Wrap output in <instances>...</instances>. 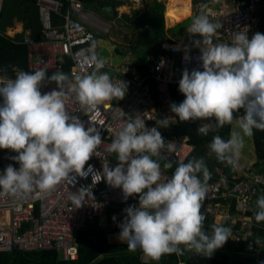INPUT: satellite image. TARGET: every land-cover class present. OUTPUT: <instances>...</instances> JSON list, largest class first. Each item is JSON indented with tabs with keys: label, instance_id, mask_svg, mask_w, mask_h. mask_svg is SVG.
<instances>
[{
	"label": "clouds",
	"instance_id": "1",
	"mask_svg": "<svg viewBox=\"0 0 264 264\" xmlns=\"http://www.w3.org/2000/svg\"><path fill=\"white\" fill-rule=\"evenodd\" d=\"M220 27L206 14L193 18L188 31L200 37L192 46L199 49L202 70L182 72L178 91L185 98L169 108L183 122L214 120L200 123L197 132L205 136L235 121L238 130L233 129L227 140L216 135L209 144L219 161L235 168L245 138L254 129L264 131V34L257 32L249 39L245 28L233 33L231 44L214 43ZM92 63V73L78 75L71 83L64 73L54 72L47 80L56 88L43 94L45 68L19 71L14 78L0 74V149L16 153L12 159L19 165H8L0 175V196L21 199L35 189L48 192L91 173L93 185L103 179L120 188L125 200L138 196V207L125 208L118 225V238L127 242L130 251L139 248L153 261L183 255L185 250L210 257L230 238V229L214 225L211 237L204 231L206 217L201 208L210 174L203 158L181 161L170 178H162L161 164L154 157L163 158L165 150H175V142H166L159 130L168 126V117L150 128L139 117L130 119L108 146L117 165L110 168L105 162L99 174L90 165L85 171L93 156L100 157L97 149L102 140L95 127H85L78 116L68 114V93H74L85 110H92L113 99L122 100L127 92L126 82H113L100 71L103 60ZM241 110L243 114L237 116ZM163 167L169 169L172 164ZM69 199L74 208H80L93 200L91 186L79 188ZM255 220L264 221V195L256 200Z\"/></svg>",
	"mask_w": 264,
	"mask_h": 264
},
{
	"label": "built area",
	"instance_id": "2",
	"mask_svg": "<svg viewBox=\"0 0 264 264\" xmlns=\"http://www.w3.org/2000/svg\"><path fill=\"white\" fill-rule=\"evenodd\" d=\"M211 3L220 2L219 10L208 11L203 3L196 5L197 12H206L210 21L221 25L217 29L214 41L224 40L231 44L234 32L247 31L249 39L259 32L258 16L255 14V4L258 0L245 2H230L208 0ZM66 9L63 12L62 0H37L42 32L45 39L41 41L25 37L23 44L27 47L28 68L26 72H34L41 68L47 69L46 76L54 72H62L68 77V82L75 77L90 74L95 70L93 59L100 60L96 47L92 44L95 35L86 25L82 13L83 6L78 0H64ZM53 15L61 19V23H52ZM246 28V29H245ZM264 34V33H262ZM199 36L191 35V41L199 40ZM160 49L163 54L155 57L149 55L148 60L154 61L143 73L132 62L115 68L104 63L100 71L115 69L119 74L127 76L133 86L123 103H103L96 109L85 110L69 92L66 100V110L70 116H78L85 127H95L101 136L102 143L97 151L100 157L93 156L85 165H89L97 174L103 171V163L114 168L118 161L115 153L108 152V146L115 138L116 133L130 119L139 117L147 127H153L157 120L168 117V124L177 122V117L171 113L169 106L173 103L170 94L171 86H178L182 72L187 69L202 70L199 61V49L185 46L182 43L164 40ZM189 59L185 60L184 57ZM178 58V61L174 60ZM20 70L14 69L5 73L14 78ZM152 79L155 88L148 83ZM56 88L54 82L49 83L47 78L41 85V92L47 93ZM118 109L125 115L121 116ZM243 110L239 113L242 115ZM212 120L210 123H214ZM165 141H174L175 150L164 151L163 158H156L162 163H171L176 168L178 163H187L194 147L186 137L167 136L164 127L159 128ZM219 129L213 132L218 134ZM209 132V133H210ZM212 154L211 150L208 155ZM4 157V154H1ZM264 168V160L262 166ZM162 178L167 180L173 171L162 169ZM234 174L227 176L225 171L216 167L209 172L207 192L202 204L201 213L205 215L204 229L208 219L226 223L231 221L230 238L227 240L232 248H243V252L252 256L256 264L264 262V238L255 236L253 227L256 225L250 217L256 211V200L264 195V172L251 166L235 167ZM1 175V174H0ZM74 175V174H72ZM90 187L93 200L80 208H74L69 199L70 195L81 187ZM136 196L124 199L120 188L109 186L105 180L92 184V174L87 177H76L72 184L65 181L53 190L41 192L35 189L26 197L17 199L12 196H0V253L19 251H55L64 262H76L79 258V243L75 233L89 224H96L105 228L108 224L107 208L111 204L130 202ZM223 212H222V211ZM238 224L237 230H232ZM256 237L261 238L260 240Z\"/></svg>",
	"mask_w": 264,
	"mask_h": 264
},
{
	"label": "trees",
	"instance_id": "3",
	"mask_svg": "<svg viewBox=\"0 0 264 264\" xmlns=\"http://www.w3.org/2000/svg\"><path fill=\"white\" fill-rule=\"evenodd\" d=\"M78 1L83 7L91 8L97 12L111 11L112 17L116 19L117 9L124 5V2L115 0ZM200 1L202 0H193V3L196 5ZM236 1H243L248 4V0ZM62 2L64 12L67 5L64 0H62ZM255 5V14L259 19L260 33H264V0H258ZM15 18L23 24L24 32L30 31L31 37L34 38V40L45 39V35L41 28V22L39 25L40 17L37 0H2L0 10V70L5 71V73H9L14 69L26 71L28 68L27 47L22 43L25 37L24 33L16 36L15 39L8 37L5 33L6 29L13 24ZM118 21L124 23L135 32L134 48H146L144 52H140L139 50L138 56L132 62L143 75L146 74L149 66L154 62L148 60L149 55L153 54L155 57H159V55L163 54V50L160 49V39L167 33L165 25V4L160 3L158 0L149 1L145 11L142 13L133 12L131 15H124ZM52 23L54 25L60 24L61 19L53 15ZM99 37L100 35L95 33V38L92 42L95 47L97 46ZM116 51L120 52L119 49H116ZM174 60L178 61V58L174 57ZM115 73L120 75L123 80L127 82V76L119 74L117 70H115ZM128 82L131 88L133 84L130 80ZM148 83L151 84L153 88L156 87L152 79H149ZM170 94L172 102L176 104L181 103L185 98L178 91V86H171ZM0 103H2V98H0ZM236 115L239 116V113ZM198 126L199 121L183 122L177 117V122L168 124L167 127H164V134L167 136L188 138L189 142L194 147L189 160L203 158L208 172L213 171L216 167H220L225 171L227 176L233 175L235 171L232 166L219 161L214 153L210 156L208 155V151L210 150L209 144L212 142L213 137L219 135L227 140L230 135L231 126L225 125L219 128L218 134L210 132L206 136L197 132ZM252 140L256 162L251 167L260 172H264V168L261 167L264 160V131L254 129ZM14 154L16 155V153ZM159 163L161 164V168L164 169L163 165L165 163ZM12 165L16 166L18 164L12 160ZM164 170L175 171L173 167ZM130 202H126V204ZM120 204L125 203L111 204L106 212H108L110 207ZM130 204L132 205L134 202ZM250 217L253 218L256 224L253 227L255 236L264 238V221L257 222L255 220V211L250 214ZM231 224V221L228 220L225 226L229 227ZM213 226V219H208L205 229L212 230ZM238 228V224H236L232 230L234 231ZM109 232L108 224L105 228H100L96 224H89L85 228L78 230L75 233V238L79 243V258L76 262H64L55 251L51 250H16L12 253H0V264H145L142 260L144 254L139 248L135 251H130L127 244L110 243L108 241ZM243 251V248H232L230 243L226 241V243L221 248L215 250L210 257L197 255L193 251L185 250L183 255H164L159 261L150 264H256L254 258Z\"/></svg>",
	"mask_w": 264,
	"mask_h": 264
},
{
	"label": "crops",
	"instance_id": "4",
	"mask_svg": "<svg viewBox=\"0 0 264 264\" xmlns=\"http://www.w3.org/2000/svg\"><path fill=\"white\" fill-rule=\"evenodd\" d=\"M107 1V0H106ZM115 1H122L124 2V5L120 8L117 9V19L112 17L111 11H101V12H97L91 8H86L83 7L82 11H84V16H85V20H86V25L87 27L90 28V30L94 33H98L100 36H105L108 32H113L116 34L115 36H121L125 33V31L127 32H134L130 27L126 26L124 23H120L118 20H120V18L124 15H131L133 12H140L142 13L143 11H145L146 9V5L149 1H154V0H115ZM160 3H164L165 4V25H166V31L167 33L161 37L160 39V43L164 40L170 41V42H177V43H182L185 46L191 47L192 45V41H191V33H189L188 28L189 27H184L182 28L179 32L177 30H175V28L182 26L186 21H188L189 19L193 18L195 15L199 14H206V12H197L195 10L196 5L199 3H203L206 6V9L208 11H213V10H219L221 3L220 2H214L211 3L208 0H202L200 2H198L196 5H194L193 0H191V5H190V15L192 13V16L187 19H185L184 21L178 23V24H169L167 23V10H168V6L170 5L172 0H158ZM220 1H226V2H230L231 0H220ZM1 6H2V0H0V10H1ZM207 15V14H206ZM40 17V16H39ZM209 17V16H208ZM210 20V18H209ZM41 20L39 19V25H40ZM97 24H100L101 26H97ZM42 28V25H41ZM6 35L12 39H15L16 36H19L21 34L24 33L25 37H31L30 31H26L24 32L23 29V24L21 22L18 21L17 18L14 19L13 24L11 26H9L6 29ZM135 34V32L133 33ZM135 36V35H134ZM24 37V38H25ZM113 40L112 36L109 37ZM34 39V38H32ZM135 39V38H134ZM24 40V39H23ZM37 41H41V40H37ZM23 43V42H22ZM214 43H228L224 40H220V41H214ZM134 40L133 42H129L127 44H124V48L123 47H117L115 48V52L116 49H119L120 52L117 53H127L129 56H131V61L133 62L136 57L139 54V50L140 52H144L146 50V48L141 49V47H137L138 49L134 48ZM26 72V71H25ZM116 74V73H115ZM115 76H118L120 78H118L116 81L119 80H123V78L116 74ZM129 80L124 81L127 84V92L125 97L122 100H117V99H113L111 101L105 102V103H115V104H120L123 103L126 100V97L130 91V83L128 82ZM212 121V120H211ZM211 121H199V125L200 123H210ZM235 121L233 122V124H231V129L230 132L232 131V128L234 126ZM199 127V126H198ZM235 128H236V124H235ZM252 139V136H251ZM252 146H253V140H252ZM253 155L254 158H252L250 160V162L248 164H245L244 162H242L241 160H239L238 162V167H249L255 164L256 162V158H255V154H254V146H253ZM1 154H4V157L1 156ZM15 156L14 152L7 150V149H0V174L2 175L4 172V169L8 166V165H12V158ZM14 168H18L19 165H12ZM138 196L136 197V199H134L131 202H134V204L138 207ZM130 202V203H131ZM120 204V205H114L112 207H110V209H108L107 212V217H108V227H109V234H108V241L110 243L113 244H127L126 241H120L119 237V227L118 225L121 223V221L124 219V209L127 208L128 206H130L131 204ZM116 217V220L113 221V217ZM217 224H215V226H221L225 228V224L222 222H218L216 221ZM142 260L143 263L145 264H150V263H155L156 261H153L152 259L146 257L145 255L142 256Z\"/></svg>",
	"mask_w": 264,
	"mask_h": 264
},
{
	"label": "rangeland",
	"instance_id": "5",
	"mask_svg": "<svg viewBox=\"0 0 264 264\" xmlns=\"http://www.w3.org/2000/svg\"><path fill=\"white\" fill-rule=\"evenodd\" d=\"M167 2H168V0H167ZM190 3H191V0H190ZM170 5H171V3H170ZM169 6H168V8H169ZM82 13H84V11H82ZM198 15L199 14L195 15L193 18H195ZM189 16L190 17L192 16V13L190 15V10H189ZM193 18L186 21L182 26L175 28V30H177L179 32L184 27H190ZM97 26L99 27L101 25L97 24ZM133 33L134 32L125 31V33L123 35L115 36L116 34L114 33V30H113V32H108L105 36H100L98 39L97 46H96L99 59L103 60L107 65L114 66L115 68L122 67V66L126 65L128 62H130L131 56H129L127 53H125V54L124 53H117V52H115V48H116V46L124 48V44H127L129 42L132 43L134 40V37H135ZM111 36H112L113 40L111 38H109ZM102 72L108 73L110 75V77L112 78L113 82L115 80H117L118 78H120L118 76H115L116 74H115L114 69H109V70L102 71ZM47 77H50V76H46V78ZM233 129H236L235 123H234L232 130ZM236 130H238V129H236ZM252 149H253L252 139H251V137H246L244 147L242 149L241 156H240L239 160H241L245 164H248L250 162V160L252 158H254Z\"/></svg>",
	"mask_w": 264,
	"mask_h": 264
},
{
	"label": "bare ground",
	"instance_id": "6",
	"mask_svg": "<svg viewBox=\"0 0 264 264\" xmlns=\"http://www.w3.org/2000/svg\"><path fill=\"white\" fill-rule=\"evenodd\" d=\"M190 0H173L167 10V23L178 24L189 17Z\"/></svg>",
	"mask_w": 264,
	"mask_h": 264
},
{
	"label": "water",
	"instance_id": "7",
	"mask_svg": "<svg viewBox=\"0 0 264 264\" xmlns=\"http://www.w3.org/2000/svg\"><path fill=\"white\" fill-rule=\"evenodd\" d=\"M204 231H205L206 235H208L209 237H211V235H212L211 230H209V229H204ZM256 239H257V240H258V239L260 240L261 238L256 237Z\"/></svg>",
	"mask_w": 264,
	"mask_h": 264
}]
</instances>
